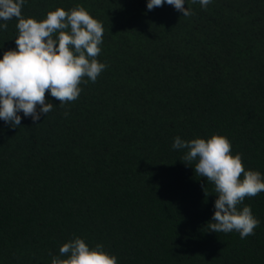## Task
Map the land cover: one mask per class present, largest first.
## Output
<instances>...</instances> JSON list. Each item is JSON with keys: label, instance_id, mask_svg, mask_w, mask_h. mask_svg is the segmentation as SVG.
<instances>
[{"label": "trees", "instance_id": "trees-1", "mask_svg": "<svg viewBox=\"0 0 264 264\" xmlns=\"http://www.w3.org/2000/svg\"><path fill=\"white\" fill-rule=\"evenodd\" d=\"M147 3L25 0L37 21L84 7L107 67L64 106L46 92L39 121L0 120V264H51L77 237L117 264H264V192L238 206L260 221L254 235L210 232L214 186L172 148L223 136L264 177V0H185L187 17ZM6 23L0 59L17 48Z\"/></svg>", "mask_w": 264, "mask_h": 264}, {"label": "clouds", "instance_id": "clouds-1", "mask_svg": "<svg viewBox=\"0 0 264 264\" xmlns=\"http://www.w3.org/2000/svg\"><path fill=\"white\" fill-rule=\"evenodd\" d=\"M211 2L199 0L203 8ZM24 3L25 0H0V20L5 21L0 29L6 30V22L13 18L18 21L17 48L4 52L0 59V120L13 128L21 125L18 113L35 122L53 110L54 105L46 102V92L64 106L79 98L82 82H96L107 67L97 60L103 43V25L84 7L77 5L69 11L57 8L37 21L22 16ZM165 3L183 16L193 15L185 7V0H148L147 9ZM172 148L184 150L182 161L187 166L195 161L194 168L191 166L195 174L214 186L217 199L214 214L207 223L209 231L225 234L235 231L241 239L254 235L260 221L250 206L245 205L242 210L238 206L246 197L264 192L261 173L245 170L241 154L233 155L231 142L223 136L190 141L177 136ZM51 264H117V257L103 251L101 244L90 249L77 237L60 247L59 256H54Z\"/></svg>", "mask_w": 264, "mask_h": 264}]
</instances>
